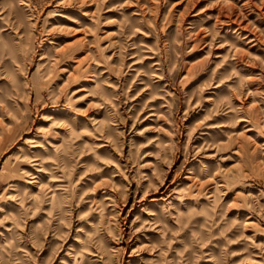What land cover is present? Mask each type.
I'll return each instance as SVG.
<instances>
[{
    "label": "rangeland",
    "instance_id": "obj_1",
    "mask_svg": "<svg viewBox=\"0 0 264 264\" xmlns=\"http://www.w3.org/2000/svg\"><path fill=\"white\" fill-rule=\"evenodd\" d=\"M0 264H264V0H0Z\"/></svg>",
    "mask_w": 264,
    "mask_h": 264
}]
</instances>
